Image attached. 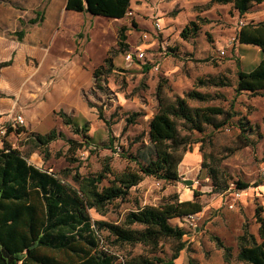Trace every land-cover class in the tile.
<instances>
[{"label":"rangeland","instance_id":"1","mask_svg":"<svg viewBox=\"0 0 264 264\" xmlns=\"http://www.w3.org/2000/svg\"><path fill=\"white\" fill-rule=\"evenodd\" d=\"M77 16L84 26L77 35L62 36V46L73 51L64 56H72L80 67L90 71H95L107 57L113 58L112 72H106L97 81L93 76L82 88L88 112H64L79 129L85 127L88 132L78 134L66 125L59 115L63 111L44 122L38 132L26 123L23 126L26 132H19L20 126L14 127L12 123L21 114H15L9 120H0V148L10 145L31 164L55 173L68 170L73 174H97L106 165L115 173L137 169L134 159L144 163L147 158L143 156L151 155L149 123L159 109L158 90L168 102H174L177 96L185 97L192 90L209 94L210 101L189 100V104L194 108L222 107L237 115L220 129L206 126L203 133L189 131L183 121H177L180 136L188 142L179 150L186 157L185 165L179 166L180 180L165 182L145 177L124 200L114 201L103 212L92 209L90 215L95 221L121 223L128 212L139 206L184 201V192L194 200L198 193L196 199L203 210L197 214L196 226L184 218L171 221L187 232L186 249L176 264H238L237 239L247 229L259 240L255 211L260 206L264 208V94L236 92L237 72H251L259 64L261 52L257 47L238 44L235 38L242 23L264 21V2L254 4L248 14L240 17L232 4L221 5L212 0H132L130 11L122 20L75 12L63 14V20L67 25L70 17ZM191 21H196L201 29L195 37L184 39L181 32ZM157 22L161 28L156 26ZM123 27H126V48L120 46ZM138 49L145 50L146 59L127 62L126 52L136 53ZM209 76L228 77L232 86H200L199 80ZM224 119L217 117L218 122ZM241 123L246 126L245 134L241 132ZM52 129L63 133L65 139L52 142L46 153L35 146L31 137ZM86 135L91 137L90 142L85 140ZM68 140L81 147L71 149ZM198 153L200 159L194 160ZM211 168L216 171V181L208 173ZM112 179L109 174L103 185H109ZM217 183L227 184L228 189L215 192ZM238 183L249 188L236 201L231 194L238 189ZM261 215L264 217V212ZM217 238L232 248L230 261L226 260ZM172 247L170 240L163 241L158 254L169 259ZM113 251L121 258L154 256L150 247L142 245L113 247Z\"/></svg>","mask_w":264,"mask_h":264},{"label":"trees","instance_id":"2","mask_svg":"<svg viewBox=\"0 0 264 264\" xmlns=\"http://www.w3.org/2000/svg\"><path fill=\"white\" fill-rule=\"evenodd\" d=\"M213 3L232 4L240 17L249 13L254 4L264 0H212ZM132 0H67V10L88 13L111 20H122L131 8ZM201 26L191 21L184 27L181 37H195ZM126 27L120 29V46L127 47ZM23 37L24 33H20ZM240 45L260 49L262 58L251 71L237 72L236 92H247L253 96L264 94V21L250 22L240 28L236 35ZM112 57L94 71L96 81L106 72H112ZM10 63H2L8 66ZM148 69V66H146ZM199 85L226 88L232 81L225 76L201 78ZM211 95L197 90L187 92L185 97L177 96L168 102L158 90L159 109L149 123L151 155L144 163L138 161L137 169L127 168L115 173L109 165L101 173L81 175L72 171L55 173L31 164L28 159L10 145L0 148V264H176L181 252L186 249L184 228L173 225L174 219H186L202 212L203 205L196 199L191 201L170 200L158 206H139L125 215L121 223L95 221L90 215L92 209L103 212L105 207L116 200H124L133 187L145 177L159 181L178 182L179 166L183 155L181 147L188 142L181 137L177 121L181 120L189 131L203 133L206 126L220 129L227 125L237 113L222 107L207 106L194 108L189 100L208 102ZM64 123L72 126L76 133L88 132L79 129L73 118L60 112ZM137 115V114H136ZM135 115V116H136ZM225 119L218 122L217 117ZM131 120V119H130ZM242 134L247 132L244 123L240 124ZM12 131V128H10ZM19 132H26L20 127ZM36 147L48 153L49 145L65 135L56 129L46 134L34 133ZM85 140H92L88 135ZM71 146L81 147L73 140ZM205 167V163H204ZM216 181L215 169H208ZM113 175L109 185H103L108 175ZM71 179V181H70ZM215 192H224L228 185H215ZM249 185L238 183V189L246 190ZM264 212L263 206L255 211L259 225V240L247 229L237 239L238 264H264ZM173 243L169 259L158 254L161 242ZM220 248L224 249L226 260L233 258L232 248L226 247L218 238ZM142 245L150 247L154 256L138 255L121 258L113 247Z\"/></svg>","mask_w":264,"mask_h":264},{"label":"crops","instance_id":"3","mask_svg":"<svg viewBox=\"0 0 264 264\" xmlns=\"http://www.w3.org/2000/svg\"><path fill=\"white\" fill-rule=\"evenodd\" d=\"M66 6L67 0H0V120L21 114L38 132L58 111L88 112L81 92L94 71L64 56L73 51L62 46V36L77 35L84 26L79 16L65 24L63 14L74 12ZM184 194L182 200H192Z\"/></svg>","mask_w":264,"mask_h":264},{"label":"built area","instance_id":"4","mask_svg":"<svg viewBox=\"0 0 264 264\" xmlns=\"http://www.w3.org/2000/svg\"><path fill=\"white\" fill-rule=\"evenodd\" d=\"M244 25H245V24L242 23V26H244ZM156 26H157L158 28H161V25H160L159 22H157ZM235 41H237L236 38H235ZM125 59H126V61L129 62V63L135 61V59H137V60H141V61H144V60L146 59V52H145V50H141V49H138V50L136 51V53L126 52ZM24 124H25V119H24V117L21 116V115H18V116H16V117L14 118L13 123H12V126H14V127H15V126L23 127ZM1 134H5V132H4V131H1ZM229 191H231V190H229ZM229 191H227L226 193H228ZM243 192H244V190H241V189H235V190H233V192H232L231 195H233V197H235V198H236V201H237L239 198H241V196L243 195ZM226 193H225V194H226ZM222 196H223V195H222ZM235 203H236V202H235ZM234 206H235L234 204H233V205H230L231 208H234ZM196 218H197V215H191V216L187 217V218L184 219V220H185L187 223H189L191 226L195 227V226H196V225H195Z\"/></svg>","mask_w":264,"mask_h":264}]
</instances>
